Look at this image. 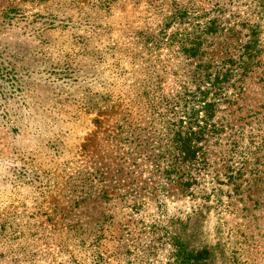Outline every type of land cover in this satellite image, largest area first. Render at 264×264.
I'll return each instance as SVG.
<instances>
[{"label": "rangeland", "instance_id": "1", "mask_svg": "<svg viewBox=\"0 0 264 264\" xmlns=\"http://www.w3.org/2000/svg\"><path fill=\"white\" fill-rule=\"evenodd\" d=\"M172 2L0 0V264H170L179 229L196 264H264V0H174L235 27L219 56L260 32L189 195L159 156L189 66L143 46Z\"/></svg>", "mask_w": 264, "mask_h": 264}, {"label": "trees", "instance_id": "2", "mask_svg": "<svg viewBox=\"0 0 264 264\" xmlns=\"http://www.w3.org/2000/svg\"><path fill=\"white\" fill-rule=\"evenodd\" d=\"M161 15L156 33L148 34L143 46L155 53L171 49L174 57L183 61L181 64L189 66L192 78L188 82L190 86H186L178 97L184 103L179 117L174 122L165 123L164 149L159 155L165 163L162 178L167 185L178 182L181 190L189 195L210 166V146L217 144L227 127L223 120H215L220 103L224 101L223 92L230 86L237 87L252 71L258 55L260 32L250 28L245 44L237 47L236 58L226 52L219 56L217 40L235 28L220 21L219 9L214 16L208 17L205 11L173 0L171 6L161 11ZM204 165L207 167L203 168ZM226 171L222 174L228 180L245 174L243 169L235 175L232 169L227 168ZM189 235L192 236L189 230L184 229L169 234L170 264H196L212 260L215 247L205 244L195 248Z\"/></svg>", "mask_w": 264, "mask_h": 264}]
</instances>
